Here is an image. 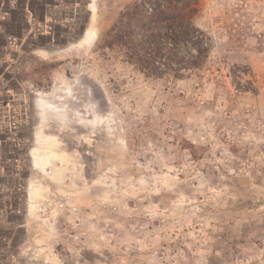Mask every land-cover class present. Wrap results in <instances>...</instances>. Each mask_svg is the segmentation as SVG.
<instances>
[{
  "label": "rangeland",
  "instance_id": "obj_1",
  "mask_svg": "<svg viewBox=\"0 0 264 264\" xmlns=\"http://www.w3.org/2000/svg\"><path fill=\"white\" fill-rule=\"evenodd\" d=\"M135 1L0 0V264H264V0H199L180 77L106 46Z\"/></svg>",
  "mask_w": 264,
  "mask_h": 264
},
{
  "label": "trees",
  "instance_id": "obj_2",
  "mask_svg": "<svg viewBox=\"0 0 264 264\" xmlns=\"http://www.w3.org/2000/svg\"><path fill=\"white\" fill-rule=\"evenodd\" d=\"M198 1L137 0L120 13L105 44L124 48L147 77L193 71L210 50L208 36L194 23Z\"/></svg>",
  "mask_w": 264,
  "mask_h": 264
},
{
  "label": "bare ground",
  "instance_id": "obj_3",
  "mask_svg": "<svg viewBox=\"0 0 264 264\" xmlns=\"http://www.w3.org/2000/svg\"><path fill=\"white\" fill-rule=\"evenodd\" d=\"M92 2H94V0H92ZM89 6V5H88ZM92 6V7H91ZM90 8H92V10L94 9L93 5L90 4ZM94 12V11H93ZM94 20V15L92 17V22ZM96 37V29H95V26L94 24H90V26H88V28L84 31V33L81 35V37L79 39H77L76 41H74L72 44H71V47L72 46H75L77 49H80L81 47L83 46H89L95 39ZM70 47V46H69ZM41 97V96H40ZM44 100V99H43ZM54 104L50 105L48 103H45L41 100H39L38 104H37V108H38V116L40 118V122L39 124L34 128V138H35V142H41L42 139H44V128H45V116L47 115V112H49V109H55V108H60L58 110L62 111L61 110V107H56V106H53ZM65 109V108H64ZM48 110V111H47ZM57 110V111H58ZM51 111V110H50ZM58 111V115H59V112ZM63 113V112H62ZM61 113V114H62ZM64 114V113H63ZM60 118V117H59ZM62 118V117H61ZM54 137V136H53ZM49 138V137H47ZM52 138V137H51ZM53 139V138H52ZM51 140V139H50ZM52 141V140H51ZM36 146V145H35ZM47 150V149H46ZM49 150V149H48ZM41 152L42 150L40 149V147L37 146V148H33L31 149V152H30V156L32 157V167H34V169L36 168H39V164H41L43 162V159H42V155H41ZM48 153V152H47ZM50 153V152H49ZM48 153V154H49ZM45 154V153H44ZM46 155V154H45ZM44 158V157H43ZM47 162V161H46ZM43 168V167H42ZM32 188H33V185L30 184L29 186V189L31 191L28 192V197H29V200H31L33 197V193H32ZM34 189V188H33Z\"/></svg>",
  "mask_w": 264,
  "mask_h": 264
}]
</instances>
